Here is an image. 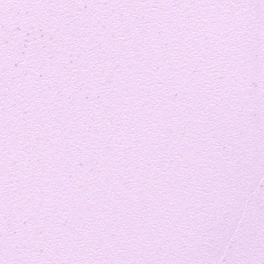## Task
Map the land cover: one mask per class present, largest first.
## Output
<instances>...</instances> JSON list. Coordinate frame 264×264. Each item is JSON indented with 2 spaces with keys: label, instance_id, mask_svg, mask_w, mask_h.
<instances>
[{
  "label": "snow or ice",
  "instance_id": "6c2138e0",
  "mask_svg": "<svg viewBox=\"0 0 264 264\" xmlns=\"http://www.w3.org/2000/svg\"><path fill=\"white\" fill-rule=\"evenodd\" d=\"M0 264H264V0H0Z\"/></svg>",
  "mask_w": 264,
  "mask_h": 264
}]
</instances>
